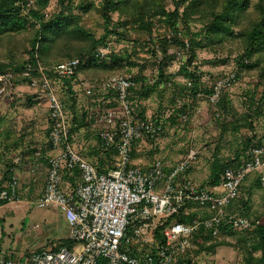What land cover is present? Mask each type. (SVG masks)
<instances>
[{"label":"built area","instance_id":"built-area-1","mask_svg":"<svg viewBox=\"0 0 264 264\" xmlns=\"http://www.w3.org/2000/svg\"><path fill=\"white\" fill-rule=\"evenodd\" d=\"M110 52L111 44L107 43L95 55L101 60ZM186 52V48L174 51L178 66L186 58ZM79 63L78 58L68 59L50 70L57 77H70L76 75ZM16 78L29 79L28 85L43 93L50 122L44 148L34 152L40 157L44 149L47 163L43 191L34 202L37 207L54 208L63 215L72 244L58 243L32 250L23 261L0 253V264H174L193 248V235L201 227L217 236L224 219L233 230L246 231L264 224L259 219L228 211L248 175L256 173L264 190V144L251 146L249 158L236 168H226L220 184L213 187H204L188 175L198 159L197 150L191 147L168 172L161 160H154L144 170L132 163L131 148L138 141L159 135L163 120L151 114L138 116L136 104L130 100V88L136 85L135 73L124 71L96 80L78 76L77 85L85 95L109 94L115 103L96 117L101 125L98 130L101 147L116 151L113 167L99 172L70 140L66 103L56 94L46 68L41 64L34 68L27 63L16 73L0 71V100L13 92ZM180 80L191 86L190 81ZM238 80L234 68L216 75L203 72V85L196 99L211 106L212 120L221 118L218 103ZM204 87L210 90L206 94ZM176 101L181 103L179 99ZM173 111L170 109L167 116ZM194 112L195 107L177 118L180 123L190 121ZM14 163H19V158ZM11 171V177L0 184V206L20 201V179L16 169ZM65 175L77 177L69 191L62 188ZM188 203L205 208L209 216H199L191 222L178 221L174 217L186 210ZM163 224L158 239L155 231ZM139 245H144L145 250L141 251Z\"/></svg>","mask_w":264,"mask_h":264},{"label":"trees","instance_id":"trees-1","mask_svg":"<svg viewBox=\"0 0 264 264\" xmlns=\"http://www.w3.org/2000/svg\"><path fill=\"white\" fill-rule=\"evenodd\" d=\"M33 1L36 7H30L24 13V8L29 6V0H0V46L4 40L8 43L13 35L27 30L28 27L38 25V27L34 29L35 32L30 39L28 58L19 62L17 65H11L12 61L7 64L0 63V71L9 70L16 73L27 63H31L34 68L37 67L38 64L46 68L48 77L51 80L55 79L59 81L61 87L65 91L66 101H64L71 112V120L69 121L71 141L72 136L80 132L81 129L88 128L92 120L88 110H83L81 113L76 111L77 94L73 88L74 84L78 82L77 78L79 74H82L83 78L96 80L100 79V77L94 76L98 69L111 71L112 69H121L123 64L130 68L137 66L138 71L135 73L136 85L130 88V100L132 103H136L137 100L147 97L154 87H158L162 90L169 89L172 92L171 104L172 109H174L169 119L180 123L177 118L178 114L189 112L197 106L198 100L196 99V93L199 92L203 85L201 82L203 72L199 70L198 64H196L197 49L222 43L228 39L238 38L241 40L242 48L241 52L233 59V68L236 70L238 79L243 72L256 69L260 73L259 81L262 85L264 84L263 0H258L253 5L256 16L254 19L248 21L246 27H243L242 24H245L243 20L251 5L250 0H172L174 6L173 10H166L162 0H99L97 4H95L93 0H79L76 6L80 8L83 13L94 9L101 15L104 32L98 38L81 25V18L79 15L72 13L73 0H58L61 5L64 4V7L62 6L63 11L48 19L44 18L43 10L47 7L49 0ZM64 10H67V14ZM113 13H117L120 16V20L114 21L112 19ZM157 17L159 21L171 31V36L153 37L151 35L152 28L155 25L153 19ZM192 21H199L202 24L199 32L190 33L189 28L190 22ZM179 25L181 26L180 28ZM129 26H135L138 30H146L149 32L148 39L140 42L136 40L133 41L130 50H126L122 54L114 52L111 49L107 57L100 60L95 55L97 49L105 46L112 35L122 34L124 36L127 34V28ZM236 27L238 28L237 30L235 29ZM183 29L185 33H183ZM202 34L209 40L206 45H203L201 40H198V37ZM185 42H187V46ZM140 48H147L144 53L146 55L148 54L153 60L151 61L147 57H140ZM170 48L174 50L187 49L186 58L181 60L178 69L174 72L169 71V67L176 61V54L174 51L170 52ZM53 52H55V54H53ZM74 58L80 60L76 69V75L70 77H57V75L50 70L53 65ZM150 61L151 64L157 68L156 76L150 77L149 80V77L142 76L141 72L144 65ZM196 71L199 72L196 73ZM36 74L37 72L33 71V76H36ZM178 78L190 81L191 86L188 87L185 82H182ZM16 80L17 78L14 79V84ZM21 80L29 83V79L23 78ZM258 84H256L257 87ZM262 87V97H260L257 106L255 108L249 106L248 108L249 112L253 109V113L250 114L246 112L234 118L231 116L232 118L230 121L221 124L222 130L227 131L228 129L231 133H235L245 127L252 129V116L257 118L263 114L261 102L264 99V85ZM209 91L207 87H204V94ZM228 92L229 91L224 92L218 103L221 114L230 112L232 107L227 98ZM96 95L101 97V100L104 101L102 108L106 106L110 107L115 104L114 101L111 100L112 96L109 94L94 93L91 96ZM177 99L181 100L180 104H177ZM107 100H110V102L106 103ZM230 113L235 115L234 111ZM138 116L143 117V113L139 112ZM212 116L213 112H211V118ZM240 119L245 120L244 125L240 123ZM213 121L216 122L217 120ZM188 122L189 121L184 122L183 124L186 125ZM49 129L50 122L46 129L47 136ZM163 130L164 124L162 125V132ZM19 139L23 140L21 137L16 140ZM150 140L153 141L154 138ZM13 144L16 146L17 141H14ZM261 144H264L263 138L255 139V136H246V139L243 140L241 149L237 148L232 156L226 159L215 157L211 161L209 174L201 185L204 187L219 185L221 176L226 168L238 167L249 158V148ZM99 147V151L101 150L104 155L99 158L98 162L101 163V165L107 162L111 169L115 161V149H103L101 145ZM31 149L33 153L36 151L34 146ZM44 154L45 150L42 149L40 158L44 159ZM81 155L83 156L82 153ZM134 155L135 150L131 148V156L133 157ZM96 169L99 172L108 171V169L105 170L101 167ZM168 171L165 170V172ZM11 175V169L7 168L2 182L8 180ZM255 182V186L261 188L258 177ZM240 200L243 199L240 198L239 201ZM249 202V198L243 202L244 209L247 208L246 205ZM185 207H195L197 210H200L201 213L204 212L202 213V217L209 216V212L201 206L188 203ZM247 212L237 214L249 217ZM196 216L197 212L194 211L185 214L184 208L174 218L181 222H191ZM261 221L264 223V219ZM165 224L159 225L155 231V235L158 239L161 238L160 231ZM243 232H245V235L248 234V237L243 234V240H248H246L245 243V264H264V224L257 225L251 230L241 231L233 230L225 219L221 222L220 234L223 236L226 234L231 235ZM211 236V233L202 227L193 235L192 240L194 244L197 245V252L202 250L210 251L215 247V244L210 245L206 243ZM61 243L72 244L68 238ZM130 252L136 254V251L131 250ZM255 253H259V255L256 256ZM189 261L190 260H187L184 264H190Z\"/></svg>","mask_w":264,"mask_h":264},{"label":"rangeland","instance_id":"rangeland-1","mask_svg":"<svg viewBox=\"0 0 264 264\" xmlns=\"http://www.w3.org/2000/svg\"><path fill=\"white\" fill-rule=\"evenodd\" d=\"M93 1L97 4L99 0ZM257 1L258 0H250L251 5L244 17L243 22L245 24H242L243 27L247 26L249 20L255 18L256 14L253 5ZM28 3L29 6L24 8V13L28 8L36 7L33 0H29ZM78 3L79 0H73L72 13L79 15L81 18V25L98 38L104 32L101 15L94 9L83 13L82 10L76 6ZM162 3L166 10L174 9L172 0H162ZM62 6L64 7V4L61 5L58 0H49L47 7L43 10L44 18L48 19L49 17L59 14L63 11ZM64 11L65 13L67 12V10ZM112 19L114 21L120 20V16L117 13H113ZM153 21L155 22L151 33L153 37L171 36V31L159 21L158 17L153 19ZM37 27L38 25H33L32 27H28L27 30L13 35L8 43L4 40L0 46V63L7 64L12 61L11 65H17L19 62L26 60L29 55L30 39L35 32L34 29ZM180 27L181 26L179 25V28ZM201 27L202 24L199 21L190 22V33L199 32ZM127 29L128 32L124 36L122 34H114L111 36V39H109L108 43L111 44V49L114 52L122 54L126 50H130L133 41L136 40L140 42L148 39L149 32L146 30H138L135 26H129ZM235 29L237 30L238 28L236 27ZM183 33H185L184 29ZM198 40H201L203 45H206L209 42L208 38L204 37L203 34L198 37ZM241 48L242 43L238 38H232L225 40L222 43L202 47L197 49L196 64H198V67L202 72L216 75L221 71H227L234 67L233 59L241 52ZM146 49L147 48H140L139 55L140 57H147L152 61L153 59L150 58L148 54L146 55L144 53ZM169 51L173 52L175 50L170 48ZM53 54H55V52H53ZM151 61L144 65L141 72V75L147 78L149 77V80L150 77L156 76L157 68L151 64ZM177 68L178 63L175 61L169 67V71L174 72ZM124 71L137 73L138 67L133 66L130 68L123 64L121 69H112L111 71L98 69L94 76L103 78ZM259 80L260 73L258 70L254 69L245 71L240 75L238 82L229 90L227 98L230 102L229 104L232 106L230 112L234 111L235 115H232L230 112H224V114L221 115V118L214 122L211 119V112H213L211 106L207 101L201 100L199 101L197 108L200 113H198L197 118L193 117L191 119L193 128L188 129L189 127H186L187 123L179 132H175L170 128L167 129L168 119L165 117V114L172 109L171 90H162L158 87H154L147 97L137 100L135 103L136 110L138 112L143 111L144 114L147 112L148 114L155 116H162L164 132L157 135L153 141L145 139L147 140V145L144 150L137 151L132 158L135 159L137 156L139 157V155L144 158H151L155 155L161 157L163 154L166 155L165 157L167 160L171 162L176 154L182 152L185 145H191L198 152V159L195 164L199 163L197 169L198 172L194 173L192 178H194L193 180L195 182L200 183V181H203L208 175L211 161L215 157L226 159L232 156L237 148L241 149L243 140L246 139V136H255V139H264V99L261 102L263 114L257 118H254L253 116L251 118L252 129L245 127L238 132L231 133L228 129L225 131L221 128L223 122L230 121L232 117H238L240 114L243 115V113L249 112V106L251 108L257 106L260 97H262V86L264 85H262ZM28 84L27 81L18 78L15 81L13 92L9 96L2 97L0 100V127L5 131L10 129V134L2 139L8 144L17 141L18 144L14 150L19 149L21 145H26V149H31L36 144H40L41 139L44 140L46 138L45 132L47 126L46 121L43 120L44 116L41 117L42 120H38V117L47 110L46 99L42 92L36 90L34 87H30ZM256 84H258V87ZM52 86L56 94L62 100L66 101L65 91L61 87L59 81L52 79ZM74 88L77 92L76 111L78 113H81V111L85 109L84 107L88 102L99 98L98 95H85L78 90L77 85L74 86ZM252 110L253 109L250 110V114L253 113ZM67 112V117L70 121L71 112L69 107ZM239 121L244 125L245 120L240 119ZM93 124H96L97 129L100 128L99 123L94 122ZM81 132L82 131L79 133ZM83 132L85 131L83 130ZM20 137L23 141L20 139L16 140ZM28 141H30V143ZM79 141L74 144L79 146ZM77 148L79 149V147ZM149 151H152V153L149 154ZM248 178L249 176L245 181ZM240 197L243 200L239 201ZM240 197L234 203L233 209H231L233 212L241 213L248 211L247 215L252 219H264V191L261 188L255 187L254 191L248 193L247 186H243L240 192ZM247 198H249L250 202L246 205L247 208L244 209L243 202ZM3 209H6V211L0 209L1 254L23 261L32 250L47 248L51 246L52 242L57 241L58 238H62L66 234L67 222L63 215L56 214V212L50 207H37L35 202L27 203V205L17 202L5 205ZM190 211L197 212L196 218L202 216V213H204H201V211L197 210L195 207H189L186 208L185 214H188ZM3 213H8L9 215L2 216ZM243 234L245 235V232L231 235L226 234L224 236L219 233L217 236H211L206 243L210 245L215 244V247L210 251L202 250L197 252V245L194 244L192 240L193 248L185 255L178 257L174 264H184L187 260H190V264H245V243L247 239L243 240ZM139 246L141 251L145 250L144 245ZM255 255L258 256L259 253H255Z\"/></svg>","mask_w":264,"mask_h":264},{"label":"crops","instance_id":"crops-1","mask_svg":"<svg viewBox=\"0 0 264 264\" xmlns=\"http://www.w3.org/2000/svg\"><path fill=\"white\" fill-rule=\"evenodd\" d=\"M79 76L83 77L82 74H79ZM76 85H77V83H76ZM76 85H74V86H76ZM78 90L83 92L79 87H78ZM74 91H75V88H74ZM76 94H77V92H76ZM101 99H102L101 97L96 98L95 100L88 102V104L84 107L86 110H88L90 118H92L91 124L89 125L90 128L89 127L85 128L86 130L81 129L80 130V131H82L81 133H79V132L75 133L72 136V139H73L72 143H73L75 148L79 147L80 150L78 148L77 149L83 154V157L86 158L90 163H92L95 166V168L101 167L105 170L106 169L109 170L110 166L107 164V162L102 163V165H101V163L98 162L99 158L102 157L104 154L102 153L101 150L99 151V148H100L99 147L100 146L99 145V138H98V130L99 129H97L96 124L95 125L93 124L94 122H97L96 117L98 115L103 114V111H105L106 107H109V106H106L105 108H102L104 101ZM109 102H110V100L106 101V103H109ZM66 108L68 110L67 104H66ZM197 108H198V104H197V106H195V112L193 113L194 116H192V118L193 117L197 118L198 113H200ZM76 110H77V107H76ZM142 113H143V116L149 115L147 112L144 114V112L142 111ZM67 114H68V112H67ZM41 117H43V120L46 121V126L48 127L49 120H48L47 110H46V112H43L40 115V117H38L39 121L42 120ZM165 117L168 119L167 129L170 128V129H173L175 132L176 131L179 132L182 129V127L185 126L183 123L180 124L179 122H174L171 119H169L170 117L167 116V113L165 114ZM0 122H1V117H0ZM186 127H189L188 129L193 128V123H191V120L188 122ZM83 130L85 132H83ZM163 132H164V130H163ZM8 134H10V129L5 131L4 129H2L0 127V184L3 181V176H4L5 170H7V168L16 169L18 177L20 179V189H19L20 201L19 202L23 203V205L24 204L27 205V203L34 202L42 194L44 181H45V177H46V170H47L46 159L36 157L35 154L33 153L32 149H26V145H21V147L19 149L14 150V148L17 147L18 143L15 146L13 144L14 142L12 144H8L5 141H3V139H2V138H5L6 136H8ZM46 139H47V133H46V138L44 140L41 139L40 144H38V145L36 144L34 147L36 149L44 147ZM79 139H80V141H79ZM74 140H75V142H74ZM76 140H78L80 142L79 146L77 144H74L76 142L78 143V141H76ZM146 141L147 140H142V141H138V142L133 144L132 149L135 150V153L137 151L144 150L145 146L147 145ZM148 141H151V140L148 139ZM28 142L30 143V141H28ZM76 145H77V147H76ZM23 146H24V148H23ZM190 147L193 148L191 145H185V147L182 149V152L176 154V156L172 158L173 161H171V162H169L167 160V158L165 157L166 155L162 154L161 157L155 155L151 158H148V157L144 158L141 155H139V157L137 156V158H135V159L132 158V163L141 167L142 169L146 170L154 160H161L165 165V170L168 171L181 158V156L184 154V152ZM151 153H152V151H149V154H151ZM15 158H19V163H14ZM198 165H199V163L195 164L189 170L190 172H188V175H190L191 178L193 177L194 173L198 172L197 171ZM208 174H209V172H208ZM207 176H206V178H207ZM248 176H249V178L246 181L245 180L243 181V183L240 187V192H241L243 186H247L248 193L254 191V188L256 187L255 181L257 180V174L252 173ZM206 178L203 181L201 180L200 184H202L206 180ZM192 179H194V178H192ZM76 181H77V177L65 175L63 178V182H62V188L65 191H69L72 189V187L74 186ZM256 188H258V187H256ZM239 197H240V193H239L238 198ZM237 199H235L228 206L229 212L236 213V212H233V210H231V209H233V205ZM5 205L6 204L0 206V209H2V211H6V209L5 210L3 209ZM52 209L56 212V214H61L58 210H56L54 208H52ZM5 215H9V214L8 213L2 214V216H5ZM68 234H69V227L67 225V231H66L65 236L62 238H58V240L55 242H52L51 246H53L54 244H58V243L63 242L65 239L68 238ZM51 246H49V247H51ZM49 247H47V248H49Z\"/></svg>","mask_w":264,"mask_h":264}]
</instances>
